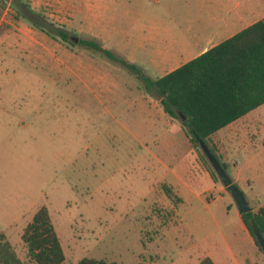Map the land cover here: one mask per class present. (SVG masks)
<instances>
[{
    "label": "rangeland",
    "instance_id": "1",
    "mask_svg": "<svg viewBox=\"0 0 264 264\" xmlns=\"http://www.w3.org/2000/svg\"><path fill=\"white\" fill-rule=\"evenodd\" d=\"M237 1L0 0V198L22 193L30 214L48 208L64 264H264L231 192L191 142L211 179L183 194L160 182L161 163L148 151L184 128L124 65L164 77L185 58L191 34L214 27L216 13L235 12ZM243 162L229 161L228 175L258 212L264 159L250 163L255 171ZM26 223L7 234L34 264L20 235Z\"/></svg>",
    "mask_w": 264,
    "mask_h": 264
},
{
    "label": "trees",
    "instance_id": "2",
    "mask_svg": "<svg viewBox=\"0 0 264 264\" xmlns=\"http://www.w3.org/2000/svg\"><path fill=\"white\" fill-rule=\"evenodd\" d=\"M59 34L65 41L69 40L67 33ZM80 43L100 48L92 41L81 40ZM106 54L114 57L109 51ZM124 65L138 76L146 91L157 95L165 113L182 123L207 171L215 181L220 180L197 137L208 145L212 135L264 105V19L158 80L149 78L134 64L124 62ZM211 151L216 156L214 150ZM219 162L227 172V164ZM164 189L172 200V188L164 186ZM241 217L262 251L254 230H259L264 237V207ZM22 240L34 264L65 263L66 255L47 207H42L25 228ZM0 264H26L4 234H0ZM78 264L119 263L83 258ZM200 264L216 263L211 257H205Z\"/></svg>",
    "mask_w": 264,
    "mask_h": 264
},
{
    "label": "crops",
    "instance_id": "3",
    "mask_svg": "<svg viewBox=\"0 0 264 264\" xmlns=\"http://www.w3.org/2000/svg\"><path fill=\"white\" fill-rule=\"evenodd\" d=\"M235 7L236 11L226 17H220L216 13L213 16L214 27L208 31L205 30L204 34H191L190 40L182 53V57L185 58L176 67L167 72V74L264 19V0H238ZM161 114L163 117L165 116L163 111H161ZM149 116L152 118V123L155 124V113ZM174 128L177 130L178 136H174L171 139L167 137L166 141L160 143L157 152L161 153L160 155L153 150L148 152L152 153L153 157L161 163L159 164L161 168L159 172L160 182H166L181 194L193 192L194 190L191 187L193 184L199 183L200 179L208 182V179H211V177L206 175L198 164L190 141L187 138L185 128L183 127V130L179 126H174ZM208 146L214 150L220 161L227 164L229 161L244 157L243 164L246 168L250 171H255L257 167L250 163L264 159L260 158L264 156V105L212 135L208 141ZM257 146H261L263 149ZM238 161L240 164V160ZM245 162L249 163L245 164ZM175 166L178 171H181L180 173L173 171V167ZM228 170L229 168L227 169V173ZM242 172L243 169L239 166L236 173L241 175ZM172 176L174 177L173 179L171 178ZM234 183L238 185V180H235ZM23 199L22 193L16 197H12V195L11 197L8 196V198L3 200L0 198V234H4L10 243L11 240L7 231L9 229L12 230L18 221H27L23 230H21L20 235L22 238L25 228L33 221L35 215L42 208L30 214V208L33 205L29 200L25 199L23 201ZM27 214L31 215L30 220L26 219ZM239 215L242 216L241 214ZM244 230L248 232L245 225ZM13 247L15 248L14 245Z\"/></svg>",
    "mask_w": 264,
    "mask_h": 264
},
{
    "label": "water",
    "instance_id": "4",
    "mask_svg": "<svg viewBox=\"0 0 264 264\" xmlns=\"http://www.w3.org/2000/svg\"><path fill=\"white\" fill-rule=\"evenodd\" d=\"M181 116H182L183 120L187 119L186 116H184L182 113H181ZM197 138H198V141L200 143V147H201L203 154L206 156V158L210 162L212 168L216 172V174L219 177V179L221 180V182L231 192V195L233 196V198H234V200L238 206L239 213L241 215H244V214L252 212L253 208L248 203V201L246 200L245 195L239 189V187L233 183L232 179L229 177L228 173L223 168V166L221 165L219 160L216 158V156L212 153L209 146L203 140H201L199 137H197ZM254 235H255L256 239L258 240L259 246L261 247V249L264 253V237H263V235L257 229L254 230Z\"/></svg>",
    "mask_w": 264,
    "mask_h": 264
}]
</instances>
